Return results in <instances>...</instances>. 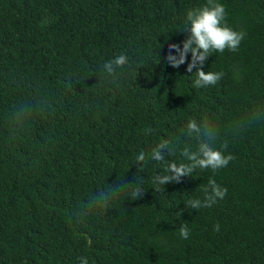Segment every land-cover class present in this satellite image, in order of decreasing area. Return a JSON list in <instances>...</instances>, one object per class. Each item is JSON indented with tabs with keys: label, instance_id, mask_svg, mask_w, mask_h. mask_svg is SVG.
Wrapping results in <instances>:
<instances>
[{
	"label": "trees",
	"instance_id": "obj_1",
	"mask_svg": "<svg viewBox=\"0 0 264 264\" xmlns=\"http://www.w3.org/2000/svg\"><path fill=\"white\" fill-rule=\"evenodd\" d=\"M215 2L245 35L205 61L220 81L194 88L191 53L178 68L165 57L207 0H0V264H264V0ZM192 119L234 158L156 192L153 177L196 148ZM162 140L164 162L136 161ZM209 179L226 196L186 207Z\"/></svg>",
	"mask_w": 264,
	"mask_h": 264
},
{
	"label": "clouds",
	"instance_id": "obj_2",
	"mask_svg": "<svg viewBox=\"0 0 264 264\" xmlns=\"http://www.w3.org/2000/svg\"><path fill=\"white\" fill-rule=\"evenodd\" d=\"M225 8L222 4L216 3L215 0H207L205 6L188 10L186 20L179 27L178 32L186 34L181 48L177 44H169V53L165 59L167 63L178 68L184 64L188 53H191V61L188 63L187 72L193 73L195 68V79L193 80L194 88H202L214 86L220 81L223 73L205 72L202 70L207 58L213 53H223L225 49L229 51H237L244 38V32H237L225 23ZM175 50L177 55H173L171 50ZM129 63L128 58L124 54H120L115 58L106 61L103 68L109 73L114 74L117 69H123ZM156 63H159L157 60ZM184 128L187 129V136L197 141L195 150L185 147L181 155L185 161L179 164L169 162L164 168V174H158L153 177V183L156 185V192L164 191V186L170 183H179L182 177L192 176L197 169H211L215 172L228 165L234 158L232 155H225L220 149L215 147V137L207 128H202L197 120H189ZM181 131H183V129ZM151 132V129H146ZM226 148L227 145H221ZM174 147L169 140H162L157 143L150 152H139L136 155L138 163H147L149 160L156 162H164L166 155L174 153ZM130 200H139L143 198L145 189L138 181H133L127 185ZM204 198L190 199L187 201L186 207L191 209L209 208L223 199L227 194L226 188H221L214 179H209L207 186L203 188ZM109 205L107 201L103 204V210L107 211ZM180 214V213H179ZM214 230L219 231V225H214ZM179 235L183 239H188L189 229L187 223L179 227ZM80 264H88L86 257H80Z\"/></svg>",
	"mask_w": 264,
	"mask_h": 264
}]
</instances>
